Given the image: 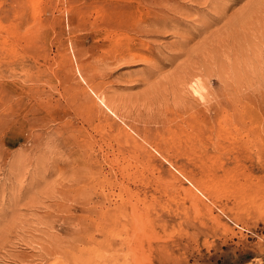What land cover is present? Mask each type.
I'll use <instances>...</instances> for the list:
<instances>
[{
	"label": "rangeland",
	"instance_id": "374dc122",
	"mask_svg": "<svg viewBox=\"0 0 264 264\" xmlns=\"http://www.w3.org/2000/svg\"><path fill=\"white\" fill-rule=\"evenodd\" d=\"M0 264H264V0H0Z\"/></svg>",
	"mask_w": 264,
	"mask_h": 264
},
{
	"label": "bare ground",
	"instance_id": "6f19581e",
	"mask_svg": "<svg viewBox=\"0 0 264 264\" xmlns=\"http://www.w3.org/2000/svg\"><path fill=\"white\" fill-rule=\"evenodd\" d=\"M175 9V8H174ZM179 12V11H178ZM186 13V12H185ZM158 29V28H157ZM164 30V29H163ZM167 30V29H166ZM166 32V31H165ZM186 41V40H185ZM176 44H178V43H176ZM119 51H121V50H119ZM121 54V53H120ZM119 54V55H120ZM123 54V53H122ZM124 55V54H123ZM138 55V54H137ZM139 55H141V54H139ZM112 56V55H111ZM130 56V55H129ZM136 56V55H135ZM143 56V55H142ZM121 57V56H120ZM127 58H128V54H127V56H126ZM144 57V56H143ZM146 57V56H145ZM115 58H116V56H115ZM130 58H131V56H130ZM142 58V57H141ZM118 59V58H117ZM121 59V58H120ZM122 59H123V57H122ZM126 59V58H125ZM133 59V58H132ZM144 59V58H143ZM138 60V59H137ZM148 60H149V58H148ZM148 60H144L145 62H147ZM106 61V60H105ZM116 61V60H115ZM143 61V60H142ZM150 62V60L147 62V63H149ZM153 67H154V65H153ZM153 69V68H152Z\"/></svg>",
	"mask_w": 264,
	"mask_h": 264
}]
</instances>
